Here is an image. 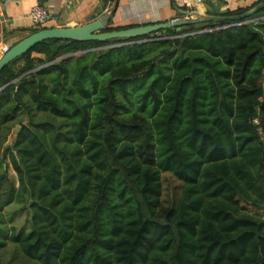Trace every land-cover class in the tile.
<instances>
[{
    "label": "trees",
    "instance_id": "1",
    "mask_svg": "<svg viewBox=\"0 0 264 264\" xmlns=\"http://www.w3.org/2000/svg\"><path fill=\"white\" fill-rule=\"evenodd\" d=\"M261 17L49 40L6 68L0 135L22 110L16 95L31 104L8 152L19 185L0 176V264L9 247L35 264H264ZM166 173L181 183L171 204ZM28 197L31 229L18 233L3 212Z\"/></svg>",
    "mask_w": 264,
    "mask_h": 264
},
{
    "label": "crops",
    "instance_id": "2",
    "mask_svg": "<svg viewBox=\"0 0 264 264\" xmlns=\"http://www.w3.org/2000/svg\"><path fill=\"white\" fill-rule=\"evenodd\" d=\"M260 1L204 0L202 5L189 11L179 7L174 0H0V49L5 46L11 49L39 31L29 16L32 8L38 5L50 10L52 18L46 28L85 25L110 13L107 29L121 30L189 19V13L194 11L209 16L248 11L261 4Z\"/></svg>",
    "mask_w": 264,
    "mask_h": 264
},
{
    "label": "water",
    "instance_id": "3",
    "mask_svg": "<svg viewBox=\"0 0 264 264\" xmlns=\"http://www.w3.org/2000/svg\"><path fill=\"white\" fill-rule=\"evenodd\" d=\"M262 10H264V2L249 10L248 12L237 16H209L204 13L194 11L189 13L191 16L189 19L174 20L172 22H163L109 32L106 31V29L110 22L111 14L106 13L103 17L85 25L43 28L13 46L0 58V74L6 68L12 69L13 63L31 51L35 46L49 40L104 43L117 39H138L173 28H176L177 31L180 32L182 31L183 27L189 25H199L210 22L223 23L248 20ZM16 99L20 102V104H22L18 94L16 95ZM256 105H259V103ZM20 131L21 127H18L17 132L14 135L15 139L18 137Z\"/></svg>",
    "mask_w": 264,
    "mask_h": 264
},
{
    "label": "rangeland",
    "instance_id": "4",
    "mask_svg": "<svg viewBox=\"0 0 264 264\" xmlns=\"http://www.w3.org/2000/svg\"><path fill=\"white\" fill-rule=\"evenodd\" d=\"M252 21L253 20H250L249 22H252ZM155 34H158V33H154L148 36H152ZM119 40H122V39H119ZM111 41H115V40H111ZM126 44H129V43H126ZM115 45L117 46V44ZM33 57L34 58H39V57L44 58V56H41L39 54H33ZM24 66H25L24 62L19 61L14 65L13 68L15 72H19L20 70L24 68ZM76 66L77 65H74V67ZM23 102L25 104L30 105L31 99L29 98V96H25ZM27 114H28V111H25L22 108V110L19 111V115L17 116V119H14L13 121L8 122L5 126L4 132H2V134L0 135V143H2L5 138V141L1 147V155H2V158L4 159V163L2 165V169H0V176L7 175V179L10 181H15L16 186L19 184V182H18L17 174L14 171V168L12 166L10 154H8V152H9V149H13L14 142L17 139V138L16 139L14 138V135L17 132V128L21 127L22 129V126L24 124H28L30 122V120L27 118ZM46 118L47 117L44 114L39 113L36 117V120L42 121ZM163 178H164V189H165L164 199L168 201V203L171 204L178 198L181 192V183L171 174L166 173L164 174ZM29 206H30V198L28 197L25 203L8 206L5 208L3 212L4 220H6L9 223L10 227L16 228L18 233L20 231L27 232L31 229V221H30L31 211H30ZM259 213L264 218V211H260ZM14 252L17 254L16 248L14 247H9L8 249H6L2 254L3 257L1 256L3 263L5 261V264H35V263H31L30 261L24 260L18 254H17L18 256H15Z\"/></svg>",
    "mask_w": 264,
    "mask_h": 264
},
{
    "label": "built area",
    "instance_id": "5",
    "mask_svg": "<svg viewBox=\"0 0 264 264\" xmlns=\"http://www.w3.org/2000/svg\"><path fill=\"white\" fill-rule=\"evenodd\" d=\"M18 1V0H11ZM174 2L181 8L191 10L203 4L204 0H174ZM30 20L36 29L46 28L49 20L52 18L50 10L44 6H35L30 12ZM258 21H264V17L257 19ZM172 22V21H171ZM10 50V47L5 46L0 49V58ZM257 123V121H256Z\"/></svg>",
    "mask_w": 264,
    "mask_h": 264
},
{
    "label": "flooded vegetation",
    "instance_id": "6",
    "mask_svg": "<svg viewBox=\"0 0 264 264\" xmlns=\"http://www.w3.org/2000/svg\"><path fill=\"white\" fill-rule=\"evenodd\" d=\"M115 46H116V45H110V46H103V47L91 48V49H87V50H84V51L80 52L78 55H84V54H89V53H93V52H96V51L107 50V49H110V48L115 47ZM69 57H72V56H66V57L62 58V60L67 59V58H69ZM87 61H90V60L87 59ZM53 63H55V62H53ZM51 64H52V63H51ZM43 68H44V67L37 68V69H35L34 71L28 73L26 76H23L21 79H18V80H19V81H22L23 79H28V80L33 79V78H35L34 73L38 72L40 69H43ZM29 78H30V79H29ZM18 80H15L14 82H12V84H16V83H18V82H19ZM20 107L23 108V110L28 111V110L26 109L24 103H22V104L20 105ZM40 114H43V113L40 112Z\"/></svg>",
    "mask_w": 264,
    "mask_h": 264
}]
</instances>
